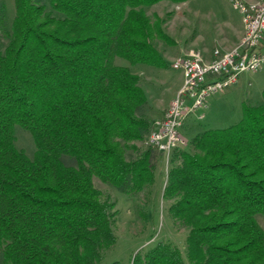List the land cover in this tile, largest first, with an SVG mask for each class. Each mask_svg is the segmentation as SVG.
<instances>
[{
    "label": "trees",
    "instance_id": "16d2710c",
    "mask_svg": "<svg viewBox=\"0 0 264 264\" xmlns=\"http://www.w3.org/2000/svg\"><path fill=\"white\" fill-rule=\"evenodd\" d=\"M48 1L15 0L0 51V256L101 264L118 211L95 180L133 196L156 182L152 151L129 160L127 144L149 129L134 68L161 60L163 33L145 9L164 0ZM17 126L34 137L33 159L16 146ZM190 143L172 151L163 191L187 258L161 241L130 264H264V99Z\"/></svg>",
    "mask_w": 264,
    "mask_h": 264
},
{
    "label": "rangeland",
    "instance_id": "374dc122",
    "mask_svg": "<svg viewBox=\"0 0 264 264\" xmlns=\"http://www.w3.org/2000/svg\"><path fill=\"white\" fill-rule=\"evenodd\" d=\"M39 2L49 4L48 0ZM145 10L163 33L155 41L161 60L134 68L148 99L140 114L146 118L149 129L144 131L141 140L127 144V158L134 160L151 150L157 164L156 182L152 190L146 189L133 196L123 188L95 180L104 195L116 201L118 211L115 222L118 241L106 252L101 264L115 261L130 264L136 253L161 241L170 242L187 258V230L176 226L169 204L163 198L172 156L155 149L150 143V136L184 83L183 71L172 67L175 58L191 50H200L209 58L216 47L237 46L244 33L242 15L232 0H164ZM15 11V0H0V51L9 42L8 31L11 30ZM263 99L264 66L256 72L243 73L236 84L210 96L206 109L187 115L182 126L186 144L180 148L189 149L190 141L200 130L227 128L236 124L244 117L247 105H258ZM202 114L204 118L199 119ZM15 131L17 148L33 159L36 144L32 133L21 126H17ZM258 220L264 227V216H259Z\"/></svg>",
    "mask_w": 264,
    "mask_h": 264
},
{
    "label": "built area",
    "instance_id": "2783aa9c",
    "mask_svg": "<svg viewBox=\"0 0 264 264\" xmlns=\"http://www.w3.org/2000/svg\"><path fill=\"white\" fill-rule=\"evenodd\" d=\"M232 1L246 15V39H240L238 47H217V52H223V60H216V52L207 58L202 51L191 50L172 63L174 69L183 71L184 83L150 136L151 145L164 155L169 147L186 144L181 128L186 112L197 114L206 109L210 96L236 84L243 73L256 72L264 66V1ZM249 15H256V23H249ZM206 79H214V86H206Z\"/></svg>",
    "mask_w": 264,
    "mask_h": 264
},
{
    "label": "bare ground",
    "instance_id": "6f19581e",
    "mask_svg": "<svg viewBox=\"0 0 264 264\" xmlns=\"http://www.w3.org/2000/svg\"><path fill=\"white\" fill-rule=\"evenodd\" d=\"M241 15H242L243 24H244V35H243L242 39H246V30H247L246 15H243V14H241ZM249 23H256V15H249ZM235 47H238V45ZM213 52H216V60H223V52H217V47L213 50ZM206 86H214V79H206ZM191 113H194V112H186V117H187V115H189ZM186 117H184V119L181 120V128L184 124V120L186 119ZM175 148L176 147H169L167 149V151H165V155L170 156L172 151Z\"/></svg>",
    "mask_w": 264,
    "mask_h": 264
},
{
    "label": "crops",
    "instance_id": "0c3cea01",
    "mask_svg": "<svg viewBox=\"0 0 264 264\" xmlns=\"http://www.w3.org/2000/svg\"><path fill=\"white\" fill-rule=\"evenodd\" d=\"M243 34H244V33H243ZM243 34L240 36V39H241V37L243 36ZM240 39H239V40H240ZM231 48H232V47H231ZM224 49H230V48H225V47H224ZM0 261H2L1 256H0ZM1 264H2V262H1Z\"/></svg>",
    "mask_w": 264,
    "mask_h": 264
}]
</instances>
